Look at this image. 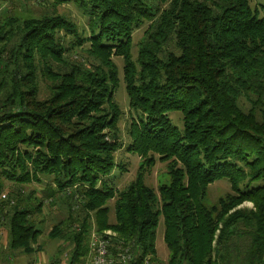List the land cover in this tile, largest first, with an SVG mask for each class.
I'll return each instance as SVG.
<instances>
[{
	"label": "trees",
	"instance_id": "16d2710c",
	"mask_svg": "<svg viewBox=\"0 0 264 264\" xmlns=\"http://www.w3.org/2000/svg\"><path fill=\"white\" fill-rule=\"evenodd\" d=\"M55 1L86 12L90 36L56 13L24 11L0 22V215L9 254L43 250L32 216L62 199L68 216L47 236L74 245L68 264H83L94 228L116 232L114 243L132 247L134 264L147 257L160 264L161 216L167 264H264V4ZM143 25L134 61L133 34ZM86 42L89 58L76 57ZM115 56L125 60L131 107L147 117L128 128L127 149L143 162L123 190L106 181L124 147ZM173 111L182 112L183 130L169 117ZM157 156L171 176L159 194L146 183ZM222 179L231 191L208 204L209 187ZM30 184L41 188L28 196L42 194L34 207L23 202ZM247 201L251 208L243 207Z\"/></svg>",
	"mask_w": 264,
	"mask_h": 264
},
{
	"label": "rangeland",
	"instance_id": "374dc122",
	"mask_svg": "<svg viewBox=\"0 0 264 264\" xmlns=\"http://www.w3.org/2000/svg\"><path fill=\"white\" fill-rule=\"evenodd\" d=\"M58 4L55 0H8L5 1L0 9V22L5 17L11 14H21L24 11L35 15L41 16L43 14H61L75 22L80 31H85L86 36H90L91 26L89 24V16L86 12H84L76 3L70 1L66 3H61L57 7L53 6ZM261 4H264V0H251V5L253 8H262ZM147 25H143L136 29L133 34V59L137 61L138 57V44L143 39L144 32L146 30ZM64 32L62 33V35ZM71 37L67 35L64 39V44L70 46ZM90 44L87 42L82 46L76 57L78 58H89L86 50ZM91 60V58H90ZM114 60L118 67L119 72V81L118 85L115 89V100L119 104L123 115L120 120V128H121V139L123 141L124 147L117 152V162L119 166L116 167L114 173L106 178L109 186L116 188L117 190H123L126 188L134 179L137 177L138 170L140 168L141 163L143 162L142 158L127 149V145L129 144L131 138L128 132V128L132 122V120H140L146 119L147 117L139 110H135L131 107V100L128 93L126 80H125V60L122 56H115ZM45 95V94H44ZM169 117L171 118L174 125H176L180 130L184 129V120L183 114L180 111H173L169 113ZM171 181V176L169 173V164L168 162H163L157 156L154 164L147 169L146 173V183L155 189V191L159 194V188L161 185L169 184ZM38 188L39 193H41V188L36 184L27 185L25 189V200L26 202H31L32 207L36 206V202H38V198L42 197V194H34L32 198H29V194L33 190V188ZM11 189L10 184L7 182V188L2 192L6 194L9 198V190ZM231 191L230 182L227 179L218 180L213 183L209 187L208 197L206 202L208 204H213L218 201L221 197H225ZM37 196V198H36ZM7 200V199H6ZM108 206L110 208L109 212V220L110 222L115 221V199L108 201ZM253 204L251 202H245L243 207L251 208ZM68 204L65 203L62 199H58L54 205L51 204V201H47L45 203L43 212H35L32 216L34 221L37 223L38 227L42 229V235L39 238V244L43 245V250L33 255L29 254H21L18 252H13L9 254L8 249V237L9 230L5 220H2L3 216L0 215V235L3 237V241L5 244V248L0 250V264H8L9 261L5 260L4 252L9 254L11 262L13 264H51L52 260L55 258H60L59 262L61 264H68L69 255L74 245L72 244H64L62 240H51L47 236V232L50 228L68 216ZM156 246H157V256L160 260V264H167L169 249L167 248L165 242V221L164 217L161 216L159 220V225L157 228V238H156ZM2 251V252H1Z\"/></svg>",
	"mask_w": 264,
	"mask_h": 264
},
{
	"label": "built area",
	"instance_id": "2783aa9c",
	"mask_svg": "<svg viewBox=\"0 0 264 264\" xmlns=\"http://www.w3.org/2000/svg\"><path fill=\"white\" fill-rule=\"evenodd\" d=\"M2 198L9 199L6 194H3ZM116 238L118 235L112 230L100 232L94 228L90 234V247L83 264H134L132 247L123 242L114 243ZM4 245L3 237L0 235V247ZM143 264H151L150 257H147Z\"/></svg>",
	"mask_w": 264,
	"mask_h": 264
},
{
	"label": "crops",
	"instance_id": "0c3cea01",
	"mask_svg": "<svg viewBox=\"0 0 264 264\" xmlns=\"http://www.w3.org/2000/svg\"><path fill=\"white\" fill-rule=\"evenodd\" d=\"M3 247H4V249H6V248H7V246H6V248H5V245H4ZM1 249H3V248H2V247H0V250H1ZM1 252H2V251H1ZM7 256H8V255H6V256H5V254H4V257H5L4 259H5V260H6Z\"/></svg>",
	"mask_w": 264,
	"mask_h": 264
}]
</instances>
